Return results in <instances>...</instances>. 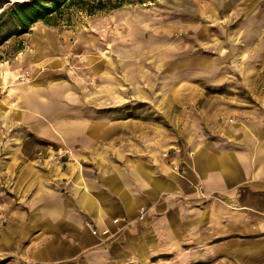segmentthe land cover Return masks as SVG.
<instances>
[{"label":"rangeland","instance_id":"374dc122","mask_svg":"<svg viewBox=\"0 0 264 264\" xmlns=\"http://www.w3.org/2000/svg\"><path fill=\"white\" fill-rule=\"evenodd\" d=\"M13 1L0 0V7ZM32 50L33 71L25 64ZM32 78L34 89L47 91L33 96V131L48 128L51 138L29 131L14 94ZM0 81L2 229L7 209L20 202L21 181L73 159L55 127L79 121L72 118L78 112L82 122L116 129L117 151L132 155L145 141L166 149L195 134L213 138L259 105L264 0H125L92 15L72 12L68 22H37L0 42Z\"/></svg>","mask_w":264,"mask_h":264},{"label":"crops","instance_id":"0c3cea01","mask_svg":"<svg viewBox=\"0 0 264 264\" xmlns=\"http://www.w3.org/2000/svg\"><path fill=\"white\" fill-rule=\"evenodd\" d=\"M37 87L32 78L14 94L29 131L51 138L33 131V96H47ZM257 102L213 138L166 149L145 141L132 155L117 151L116 129L78 112L55 127L73 159L18 184L0 229V253L12 255L0 264H264V97Z\"/></svg>","mask_w":264,"mask_h":264},{"label":"trees","instance_id":"16d2710c","mask_svg":"<svg viewBox=\"0 0 264 264\" xmlns=\"http://www.w3.org/2000/svg\"><path fill=\"white\" fill-rule=\"evenodd\" d=\"M123 2L125 0H16L0 7V42L12 34L27 33L37 22L56 25L70 21L72 12L92 15L115 9Z\"/></svg>","mask_w":264,"mask_h":264},{"label":"built area","instance_id":"2783aa9c","mask_svg":"<svg viewBox=\"0 0 264 264\" xmlns=\"http://www.w3.org/2000/svg\"><path fill=\"white\" fill-rule=\"evenodd\" d=\"M168 153V151H166V154ZM173 169L174 170H177L178 169V166H173ZM145 214H146V209L145 208H142L139 210V214H138V219L139 220H142L144 217H145Z\"/></svg>","mask_w":264,"mask_h":264},{"label":"bare ground","instance_id":"6f19581e","mask_svg":"<svg viewBox=\"0 0 264 264\" xmlns=\"http://www.w3.org/2000/svg\"><path fill=\"white\" fill-rule=\"evenodd\" d=\"M19 1H22V0H19Z\"/></svg>","mask_w":264,"mask_h":264}]
</instances>
